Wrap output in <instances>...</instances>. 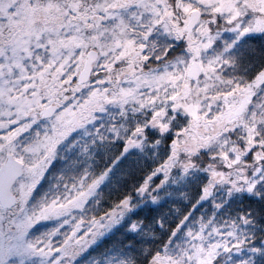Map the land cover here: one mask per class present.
I'll use <instances>...</instances> for the list:
<instances>
[{
	"label": "snow or ice",
	"instance_id": "obj_1",
	"mask_svg": "<svg viewBox=\"0 0 264 264\" xmlns=\"http://www.w3.org/2000/svg\"><path fill=\"white\" fill-rule=\"evenodd\" d=\"M0 264H264V0H0Z\"/></svg>",
	"mask_w": 264,
	"mask_h": 264
}]
</instances>
